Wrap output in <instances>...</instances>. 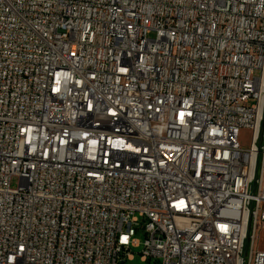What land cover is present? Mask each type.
Here are the masks:
<instances>
[{"label": "built area", "instance_id": "1", "mask_svg": "<svg viewBox=\"0 0 264 264\" xmlns=\"http://www.w3.org/2000/svg\"><path fill=\"white\" fill-rule=\"evenodd\" d=\"M138 228L264 264V0H0V264H127Z\"/></svg>", "mask_w": 264, "mask_h": 264}, {"label": "rangeland", "instance_id": "2", "mask_svg": "<svg viewBox=\"0 0 264 264\" xmlns=\"http://www.w3.org/2000/svg\"><path fill=\"white\" fill-rule=\"evenodd\" d=\"M250 131L246 128H243L241 130V134H240V143L243 147H249L250 145ZM19 183V177L17 176H13L12 180H11V186L13 188H16L18 186ZM136 239H138L139 244L137 246H133L132 247V252L134 253V258L128 260L127 264H155L154 261H152L151 263L149 261H144L142 260V255L141 252L143 250V243L145 241V232L143 230V228H138L135 236Z\"/></svg>", "mask_w": 264, "mask_h": 264}]
</instances>
